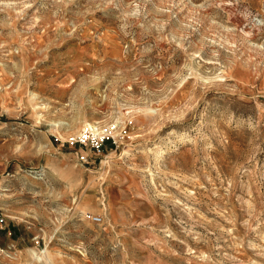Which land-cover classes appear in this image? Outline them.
<instances>
[{"label": "rangeland", "instance_id": "obj_1", "mask_svg": "<svg viewBox=\"0 0 264 264\" xmlns=\"http://www.w3.org/2000/svg\"><path fill=\"white\" fill-rule=\"evenodd\" d=\"M0 264H264V0H0Z\"/></svg>", "mask_w": 264, "mask_h": 264}, {"label": "built area", "instance_id": "obj_2", "mask_svg": "<svg viewBox=\"0 0 264 264\" xmlns=\"http://www.w3.org/2000/svg\"><path fill=\"white\" fill-rule=\"evenodd\" d=\"M83 137H84V135H83ZM93 146H95L97 148V147H99V144L98 143H95ZM90 220L93 223H97V224L101 222V218L100 217H96V216L90 217Z\"/></svg>", "mask_w": 264, "mask_h": 264}]
</instances>
